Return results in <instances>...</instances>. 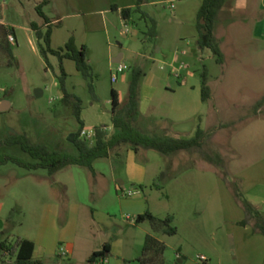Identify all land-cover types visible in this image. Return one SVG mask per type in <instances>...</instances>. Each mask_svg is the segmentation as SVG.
I'll list each match as a JSON object with an SVG mask.
<instances>
[{"label":"rangeland","instance_id":"374dc122","mask_svg":"<svg viewBox=\"0 0 264 264\" xmlns=\"http://www.w3.org/2000/svg\"><path fill=\"white\" fill-rule=\"evenodd\" d=\"M152 1L155 3L144 7L149 19L138 15L135 23L116 25L109 36L100 34L97 40L91 36V43L83 45L87 62L92 66L91 79L78 70L76 61L63 60L68 90L83 99L87 132L112 122V90L125 103L137 67L146 73L140 94L143 104L151 103L149 115L159 124L158 128L165 129L166 123L169 124L167 116L173 104L170 91L176 90L185 79L200 86L205 68L209 71L214 98L207 102L208 117L204 124L206 128L222 123L228 126L221 128L202 150L172 154L140 150L135 161L146 167L144 176L130 173L127 164L131 161L125 150L120 151L124 165L116 157L102 158L95 161L94 171L73 165L51 175L46 169L28 170L14 163L1 166L0 255L4 254L1 249L4 240L22 237L36 243L33 264H38V260L44 264H91L89 252L108 240L114 247L108 257L110 264H139L146 236L152 234L166 244L167 264H200L202 255L211 258L209 261L214 264L256 261V257L250 259L239 247L242 239L238 255L231 241L221 243V250L216 251L214 239H219L218 233L232 230L229 218L237 213L235 205L243 210L245 218L229 181L241 179L247 167L264 158V106L255 111V105L264 97V37L256 31L261 12L254 0H229L217 29L226 55V63L222 65L211 50L198 46L197 16L203 0L198 7H194L198 0H187L194 2L186 8L184 5L181 14L178 9L185 3L181 0L176 2V8H171L168 0ZM39 2L0 0V103L4 100L11 103L9 110L0 111V140L14 133H25L32 142L54 149L58 143L69 145L79 123L62 101L61 60L52 53L47 58L42 54L32 28L34 22H44L36 9ZM151 19L156 21L158 31L153 39L148 35ZM9 30L15 31L17 42L10 43ZM51 47L54 48L52 44ZM122 52L126 53L128 69L113 82L112 74L116 71L113 56ZM150 79L154 83L151 91L155 93L148 99L150 89L145 83ZM38 89L43 91L39 97ZM174 131L180 137L191 135L188 131ZM158 132L163 134L164 130ZM87 139L95 141V134ZM8 152L27 162L35 161L19 146L0 145V154ZM213 164L222 175V170L228 174L227 179L221 176L224 207L222 220L216 223L220 225L217 232L216 228L205 226L206 213L191 181L198 170L213 171L210 168ZM163 171L168 175L165 181L159 178ZM206 188L208 191V184ZM146 212L161 219L173 216L171 226L177 228V233L156 231L148 220L136 223V218ZM62 248L68 256L59 254Z\"/></svg>","mask_w":264,"mask_h":264},{"label":"trees","instance_id":"16d2710c","mask_svg":"<svg viewBox=\"0 0 264 264\" xmlns=\"http://www.w3.org/2000/svg\"><path fill=\"white\" fill-rule=\"evenodd\" d=\"M49 2L50 0H40L38 3L36 9L43 18L44 25L34 22L32 28L37 34L42 54L47 58L48 54L52 53L61 60L62 76L60 77V87L63 93L62 101L64 106L68 107L77 118L79 129L74 133L73 142L70 141L69 145L58 143L54 149L43 143L32 142L25 133L11 134L0 140V145L8 147L19 146L24 152L30 154L35 161H24L13 152L1 153L0 167L14 163L28 170L46 169L51 175L73 165L86 166L94 171L95 161L102 158H110L112 155H121L120 151L123 148H130L135 152H139L142 149L156 150L162 154L202 150L204 146L212 142L221 128L228 126L227 124H221L210 129L199 128L196 135L191 138L146 133L138 126L141 115L140 85L145 72L142 68L137 67L133 71L129 97L125 103H121L117 91L112 90V120L115 131L110 133L104 126H97L95 128V141L89 142L87 138H83L82 133L85 129V122L82 119L84 102L81 97L68 90L66 85L68 74L64 69L63 60L68 58L76 61L78 70L87 79H91L93 76L92 66L87 62L86 47L78 48L73 38L64 48L53 49L51 47L54 25L52 24V19L44 11L45 6ZM149 2L150 0H138L135 8H124L122 10L123 18L131 20L134 14L139 13L143 19H149V15L143 10V5ZM225 3L226 0H203L197 16L198 46L201 50H211L217 62L222 65L226 63V55L216 31ZM151 21L152 26L148 31V35L153 39L158 36V31L156 21L154 19H151ZM10 34H14V31L9 30L8 35ZM201 78L202 98L205 102H210L213 100V91L209 84L210 75L207 68L204 69ZM91 89L94 91L92 84ZM263 106L264 97L255 105V111ZM222 173V176L227 179V172L222 170ZM167 176V172L163 171L159 178L165 181ZM229 185L245 211V218L240 224L243 226L252 225L254 232L264 236L263 212L246 198L241 182L238 179L229 181ZM147 220L151 222L156 231H163L168 235L177 233V228L171 226L174 221L172 216L161 219L151 212H146L136 218V223H142ZM1 249L4 252L10 251L12 257L16 260V264H33L36 244L32 240L18 237L15 241L4 240L1 243ZM166 249L167 246L163 241L152 234H148L142 255L138 258L139 264H167L165 259ZM108 250V247H105L103 251L95 252L91 256L90 262L98 261L100 257L106 255ZM200 264L212 263L208 260H202Z\"/></svg>","mask_w":264,"mask_h":264},{"label":"crops","instance_id":"0c3cea01","mask_svg":"<svg viewBox=\"0 0 264 264\" xmlns=\"http://www.w3.org/2000/svg\"><path fill=\"white\" fill-rule=\"evenodd\" d=\"M137 1L138 0H50L49 4L45 6L44 11L46 15L52 19V24L54 25L51 37V44L54 46L53 49H55L56 47H59L56 49L63 48L62 46L67 45V43H69L72 38L75 41V45H78V47L79 45H89L91 43V36H94V38L92 39L97 40L100 34H106L109 36L112 28L116 27V25L128 26L131 23H135L136 16H141V14H134L131 20H125L122 16V10L124 8H135L137 6ZM159 1L165 2V0ZM169 1L171 3L172 0H168V2ZM181 1L185 3L182 5V7H180V9H178V13L180 14L185 11L186 6L193 4L194 2L187 0ZM254 1L257 2L258 9L261 12L259 15L261 20L257 25L256 31H259L258 34L264 37V0ZM228 2L229 0H226L225 6L222 10L218 22L217 29L220 27V22L222 20L224 10ZM151 3L155 2L150 0L149 3L143 5V10L144 7ZM201 3L202 2H200V0L195 1L194 7H198V5L200 6ZM145 12L150 15L147 11ZM40 25H44V22ZM112 62L116 65V68L119 64H124L127 66L128 69L125 52H122L119 56H113ZM153 84V79H150L149 81H147V83H145L146 88L150 89V91L147 92V94H150V97L147 96L148 99H150L151 96L155 93L154 91H151L154 90ZM190 85H192V88H189ZM140 89H142V84L140 85ZM170 92L173 96L171 100L173 101V104L167 116V122H169V124L166 123L165 129L158 128L159 124H157L156 121L153 120V117L149 115L152 109L151 103L149 102L148 104H143V96L142 94H140V129L150 134H159V130H164L163 134L160 135H168L172 137H180L179 134L176 135L174 129H176L177 131L182 130V132L188 131L189 133H191V135H187V138H191L196 135L199 128L210 129L212 127L217 126L215 125L206 128L204 124L205 120L208 117V104L202 98V83H200V86H198V83H196V81L192 82L191 84L190 80L185 79L177 87L176 90ZM215 106L217 108V105ZM82 119L84 120L86 126L87 122L84 119V111L82 112ZM178 125L181 126L179 127ZM101 126H104L110 133H113L115 131L113 120L111 123L101 124ZM84 131H87L86 127ZM122 150H125L126 156L130 158L131 163L129 165L127 164V166L130 167V173L133 172L134 176H144L147 172L146 167L138 164L135 161V156L138 152H135L133 149L130 148H124ZM114 157H116L118 163L120 162L122 163V165H124V162H122L124 157H121V155H112L110 158L114 159ZM198 160L200 161V158ZM259 164H262L261 169L258 167ZM213 165V167H210L213 171L205 172L198 170L196 173H194V176L192 177L191 181L196 187L199 202L203 207L202 209L204 210L203 212L206 213L203 215L206 221L205 226H211V228H216V230L214 231L217 232L220 225L218 226L216 223H219L222 220L221 211L224 206L223 197L221 194L222 174L221 171L217 169L216 165ZM245 170L246 171L242 173L243 176L240 175L241 179H239V181L241 182L242 190L246 198L250 202H252L256 207H258L264 214V158L259 162L250 165ZM207 184L210 187L208 188V191L206 188ZM226 190L227 193H231L228 189ZM116 191L118 193V189H116ZM229 204L232 208V204ZM235 206L238 209L237 213L229 218L231 219L230 222L232 221L233 224L232 230L224 234L218 233L220 236L218 240L216 238L214 239V248L216 251H220L221 243L231 241V243L236 247L235 253L237 255L239 247H241L244 252L248 253L247 256L250 257V259L252 257H256V261L254 262L255 264H264V236L262 234L260 235L258 233H254L253 228L251 226H241L239 224V222L244 219V212L239 206ZM226 219L227 218H225V220ZM241 239L242 246H239V240ZM218 245L220 246V248L218 247ZM105 247H108L109 250L104 257L108 258L110 255H112L114 247L110 245L108 240H103L101 246L93 248L91 252H89V259L95 252H101L105 249ZM205 257L208 261L211 259H209L208 256ZM110 263L111 262L108 260V264ZM211 263L214 264L213 262ZM254 263L249 262L246 264ZM38 264H44V262L38 260ZM91 264L99 263L95 261L91 262Z\"/></svg>","mask_w":264,"mask_h":264},{"label":"built area","instance_id":"2783aa9c","mask_svg":"<svg viewBox=\"0 0 264 264\" xmlns=\"http://www.w3.org/2000/svg\"><path fill=\"white\" fill-rule=\"evenodd\" d=\"M179 0H172L171 1V8H175L176 7V2H178ZM9 41L11 43H15L17 42L16 37L14 34H10L9 35ZM127 69V66L124 64H119L116 68V71L112 74V80L113 82H117L118 78H119V74L124 72ZM92 133L95 134V131L93 132H87V131H83L82 133V137L88 138ZM137 193L135 192H130L129 195L132 196L133 194ZM61 256H68L69 253L66 251V249L62 248L60 250L59 253ZM202 260H206L205 256H201ZM99 264H108V258L106 257H100L97 261ZM0 264H16V260L15 258L12 257L11 252L10 251H5L3 255H0Z\"/></svg>","mask_w":264,"mask_h":264},{"label":"water","instance_id":"95a60500","mask_svg":"<svg viewBox=\"0 0 264 264\" xmlns=\"http://www.w3.org/2000/svg\"><path fill=\"white\" fill-rule=\"evenodd\" d=\"M43 93L42 90L38 89L36 90V96H41ZM11 108V103L8 101V100H4L0 103V111L1 112H4V111H7ZM74 137H75V134H72L71 137H70V141L73 142L74 141Z\"/></svg>","mask_w":264,"mask_h":264}]
</instances>
